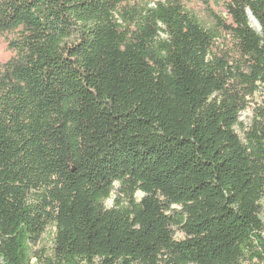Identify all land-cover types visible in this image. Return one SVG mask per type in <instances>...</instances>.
<instances>
[{
    "label": "trees",
    "instance_id": "trees-1",
    "mask_svg": "<svg viewBox=\"0 0 264 264\" xmlns=\"http://www.w3.org/2000/svg\"><path fill=\"white\" fill-rule=\"evenodd\" d=\"M187 1L0 0V264H264V0Z\"/></svg>",
    "mask_w": 264,
    "mask_h": 264
},
{
    "label": "rangeland",
    "instance_id": "rangeland-1",
    "mask_svg": "<svg viewBox=\"0 0 264 264\" xmlns=\"http://www.w3.org/2000/svg\"><path fill=\"white\" fill-rule=\"evenodd\" d=\"M141 3L144 2H149L151 6H154L155 2L157 0H138ZM225 0H210V8L213 10L218 15L225 16V13L223 12V2ZM188 6L189 9L191 10L192 14L196 16L198 21L205 26L206 29H210L213 25V21L207 17L205 7L202 3L201 0H188ZM252 27V26H251ZM11 58V53L8 50L7 42L5 39H0V64L8 61ZM264 106V87L261 86L259 91L254 95L253 98H250V106L248 110L240 114L239 121L242 123L246 128L251 125L252 118L254 116V110L258 107ZM237 134L243 138V132L241 129L236 128ZM120 185L118 183L114 184V190L112 193V196L110 199H108L105 203L104 206L107 210H110L114 207L115 202L120 198L123 200L124 204H127V201L125 197L120 195ZM144 197L143 194L137 193L135 198L137 202H140L142 198ZM262 207H263V213H262V219L264 222V201L262 202ZM175 209H180L179 207H175ZM53 230L49 229L47 233L44 235L42 242L39 245V248H45L48 253H50V250L53 246ZM176 239L178 241H181L184 239V235L180 232L177 231L176 233Z\"/></svg>",
    "mask_w": 264,
    "mask_h": 264
},
{
    "label": "bare ground",
    "instance_id": "bare-ground-1",
    "mask_svg": "<svg viewBox=\"0 0 264 264\" xmlns=\"http://www.w3.org/2000/svg\"><path fill=\"white\" fill-rule=\"evenodd\" d=\"M250 22H251V26L256 30V31H260V27L257 23V21L255 20V18L251 15L250 16Z\"/></svg>",
    "mask_w": 264,
    "mask_h": 264
},
{
    "label": "water",
    "instance_id": "water-1",
    "mask_svg": "<svg viewBox=\"0 0 264 264\" xmlns=\"http://www.w3.org/2000/svg\"><path fill=\"white\" fill-rule=\"evenodd\" d=\"M250 15H251V14L248 12V16H249V18H250Z\"/></svg>",
    "mask_w": 264,
    "mask_h": 264
}]
</instances>
